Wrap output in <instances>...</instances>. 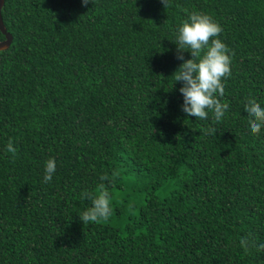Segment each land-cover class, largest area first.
<instances>
[{"label": "trees", "instance_id": "1", "mask_svg": "<svg viewBox=\"0 0 264 264\" xmlns=\"http://www.w3.org/2000/svg\"><path fill=\"white\" fill-rule=\"evenodd\" d=\"M193 11L233 54L220 122L187 116L172 77ZM0 17V264H264V128L245 112L264 107V0H3ZM101 183L111 215L82 223Z\"/></svg>", "mask_w": 264, "mask_h": 264}, {"label": "clouds", "instance_id": "2", "mask_svg": "<svg viewBox=\"0 0 264 264\" xmlns=\"http://www.w3.org/2000/svg\"><path fill=\"white\" fill-rule=\"evenodd\" d=\"M82 5H87L89 0H81ZM164 7L167 0H161ZM187 11V10H184ZM222 28L210 16L200 12H190L187 19L182 21L177 29L176 46L178 60L184 61L172 75L175 83L182 82L179 92L183 97L182 111L195 119L206 120L212 113L216 122H220L229 109L227 102L220 98L224 95V80L231 76L232 53L221 40L216 37ZM189 52L190 59L184 60L182 53ZM174 83V84H175ZM245 112L249 119L251 133L258 135L264 128V107L253 98L248 99ZM207 134L216 133V129L205 130ZM7 152L13 157L17 149L10 139L6 145ZM56 171V161L49 158L45 162L43 182H51ZM101 181L109 180L108 175H102ZM82 198L91 200V206L84 210L79 219L82 223L107 220L112 212L111 197L105 185L101 183L95 193L84 192ZM242 247L247 250L249 240L242 238ZM264 250V244L258 246Z\"/></svg>", "mask_w": 264, "mask_h": 264}, {"label": "water", "instance_id": "3", "mask_svg": "<svg viewBox=\"0 0 264 264\" xmlns=\"http://www.w3.org/2000/svg\"><path fill=\"white\" fill-rule=\"evenodd\" d=\"M3 3V0H0V8ZM0 32L4 35V39L0 41V50L4 49L11 41L10 34L5 32V29L1 23V17H0Z\"/></svg>", "mask_w": 264, "mask_h": 264}]
</instances>
